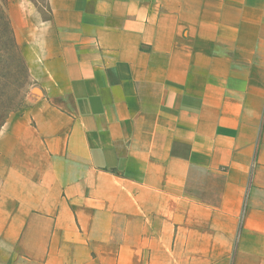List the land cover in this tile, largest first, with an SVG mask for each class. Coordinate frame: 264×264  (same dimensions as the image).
<instances>
[{
    "label": "crops",
    "instance_id": "0c3cea01",
    "mask_svg": "<svg viewBox=\"0 0 264 264\" xmlns=\"http://www.w3.org/2000/svg\"><path fill=\"white\" fill-rule=\"evenodd\" d=\"M46 2L0 264H264V0Z\"/></svg>",
    "mask_w": 264,
    "mask_h": 264
},
{
    "label": "rangeland",
    "instance_id": "374dc122",
    "mask_svg": "<svg viewBox=\"0 0 264 264\" xmlns=\"http://www.w3.org/2000/svg\"><path fill=\"white\" fill-rule=\"evenodd\" d=\"M0 7L6 16L8 32L5 37L0 33V57L6 54L2 47L5 39H11L14 50L22 57L26 66V74L22 77L23 106L30 105L37 98L39 88L30 71L34 54V45L37 31L48 16L46 0H0ZM1 15V14H0ZM7 72L0 65V94L6 92L8 86Z\"/></svg>",
    "mask_w": 264,
    "mask_h": 264
},
{
    "label": "trees",
    "instance_id": "16d2710c",
    "mask_svg": "<svg viewBox=\"0 0 264 264\" xmlns=\"http://www.w3.org/2000/svg\"><path fill=\"white\" fill-rule=\"evenodd\" d=\"M0 14V33L6 37L8 23L1 7ZM2 47L5 49L6 54L0 57V65L7 72L8 86L6 92L0 94V127L9 113L22 109L24 98L22 96V88L24 83L21 80L24 77L23 74H26L24 61L14 50L12 40L5 39L2 42Z\"/></svg>",
    "mask_w": 264,
    "mask_h": 264
}]
</instances>
